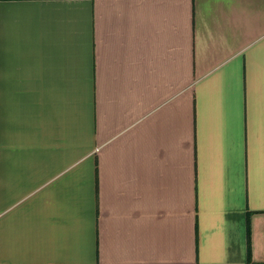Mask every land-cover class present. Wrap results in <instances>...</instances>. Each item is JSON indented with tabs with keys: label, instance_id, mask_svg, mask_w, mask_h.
Listing matches in <instances>:
<instances>
[{
	"label": "crops",
	"instance_id": "1",
	"mask_svg": "<svg viewBox=\"0 0 264 264\" xmlns=\"http://www.w3.org/2000/svg\"><path fill=\"white\" fill-rule=\"evenodd\" d=\"M264 263V0H0V264Z\"/></svg>",
	"mask_w": 264,
	"mask_h": 264
},
{
	"label": "trees",
	"instance_id": "2",
	"mask_svg": "<svg viewBox=\"0 0 264 264\" xmlns=\"http://www.w3.org/2000/svg\"><path fill=\"white\" fill-rule=\"evenodd\" d=\"M261 264H264V263H261Z\"/></svg>",
	"mask_w": 264,
	"mask_h": 264
}]
</instances>
